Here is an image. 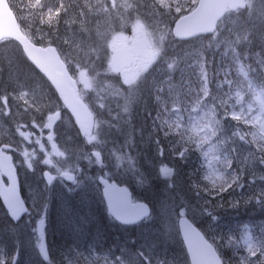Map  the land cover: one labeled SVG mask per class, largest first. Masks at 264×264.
<instances>
[{"label":"clouds","instance_id":"9594fccd","mask_svg":"<svg viewBox=\"0 0 264 264\" xmlns=\"http://www.w3.org/2000/svg\"><path fill=\"white\" fill-rule=\"evenodd\" d=\"M60 2L61 0H55L54 3L49 4L43 0L41 6L37 7L36 0H27L28 6L36 10L34 23L37 26L31 39L34 45L54 49L66 65L71 64L76 68L77 75L81 71L90 70L94 76L106 73L108 71L106 50L111 32L130 28L137 22L143 26L145 33L153 38V47L156 49L155 59L143 70L142 76L135 82L134 90L122 80L115 85L112 81L101 80L98 82V87L92 88L90 95L82 97V102L94 121V126L87 135L76 122L75 116L68 110L69 122L75 123L83 148L89 150L84 153L85 159L89 163L101 166L100 168L106 167L107 162L104 159L106 153L103 151L106 141L103 139V130L115 128L119 132L121 123L131 124L137 107L146 108L148 99L151 98L155 107L153 117L155 123L152 131L159 132V136L153 141L155 153L158 157L163 156L164 145L159 142L162 137L168 143V151L173 157L172 162L156 165L155 178L161 182L162 187L161 198L155 201V205L157 210L163 213L161 222L164 227L168 228L174 222L184 244V236L181 237L177 221L187 222L210 252L211 264H264V233L259 235L255 232L251 233V243L245 244L243 230L246 228L242 229L239 235L211 231V222L218 219V210L224 208L225 203L229 208L239 207L242 202L244 204L255 202L264 206V188L246 197L241 193L246 182H254L257 179L264 181V106L259 109L254 106L251 102L255 99L254 95L242 104L245 95L242 91L229 93L224 99L213 96L209 87L203 51L204 46L209 42L215 41L218 44L223 42L231 48L236 57L235 63L239 65L242 63L239 47L245 42L252 43V38L256 37L260 42L259 50L264 52V0H238L237 6L230 8L235 15V20L228 19V23L232 25L229 29L232 32L230 40L221 36L225 27L222 17L217 18L212 27L199 38L202 44L201 48L196 50L198 59L194 63L197 65L201 84L198 90L192 89L195 95L190 100H183L178 92L173 91L176 87L173 74L190 53L185 51L182 55L168 54L169 45L179 47L181 43L176 37L175 22L185 14L188 0H163V2L162 0H81V7L78 8L80 19L76 20L73 13L71 19L63 20L64 24L75 21L77 30L84 33L83 38L75 42L59 34L61 17L51 23L47 20L48 10L55 9ZM63 3L68 10L70 5L67 0H63ZM92 17L95 19L93 20ZM28 27L31 28V25ZM62 44L65 47H62ZM243 55L247 58L249 53L245 51ZM23 56L47 83L39 80L34 84L22 82L19 70H14L8 77L12 87L0 92V100L11 97L24 112H28L30 116L35 114L41 117L37 124L33 116L31 121L33 127L47 129L48 117L51 114H56L58 120L61 119L65 112L64 101L52 81L39 72L26 53ZM97 60L102 61V64L93 69ZM161 62H163L162 71L165 73L163 78L158 81L155 77L149 78L148 73ZM260 70L264 71V64L260 66ZM0 74H3L2 68ZM224 83L231 84L232 81L225 80ZM112 87L119 90V99L114 101L115 110L109 105V96L113 94H104ZM257 87L264 92V81H260ZM233 95L234 103L231 102ZM7 107L4 106L5 115L8 114ZM226 120L232 122L230 131H225ZM25 127L27 125L21 123L17 127V132ZM48 135H54V132L49 129ZM89 136L95 139L89 140ZM238 141L251 147L237 150L235 145ZM26 150L25 148L20 151L19 155L23 157L27 169L32 170L34 167H29L25 163L23 153ZM63 151L66 155L69 154V149ZM134 151V140L129 134L123 145L110 148L107 155L118 173L122 165L127 163L130 167L119 174L131 179L138 188H143L148 186L150 181L146 179L143 184L140 183L137 173L140 175L143 173L139 166V153L133 155ZM192 153H195L199 159L196 167L188 169L184 177L186 191L192 196V200L189 201L181 191L178 179L181 170L175 160L183 164ZM162 166L171 170L170 176L165 177L160 174L159 169ZM48 172L40 173L44 182H46L45 173ZM245 176L248 177L247 181ZM233 192L240 193L243 200L232 195ZM225 196L228 197L227 201H224ZM213 200L216 201L215 204L212 203ZM141 201L148 210L144 219H153L156 215L153 211V203L143 199ZM189 213L211 217L209 231L206 232L198 227L193 219L189 218ZM225 248L232 249V256L226 257L222 253L221 250ZM237 248L242 249V252H237ZM41 255L48 264H60V261L51 260L48 252ZM14 262L15 254L10 257L0 254V264H14ZM63 264H129V261L121 255L97 253L91 249L85 253L72 248L64 255ZM154 264H168V262L157 258ZM174 264H180V261Z\"/></svg>","mask_w":264,"mask_h":264},{"label":"rangeland","instance_id":"374dc122","mask_svg":"<svg viewBox=\"0 0 264 264\" xmlns=\"http://www.w3.org/2000/svg\"><path fill=\"white\" fill-rule=\"evenodd\" d=\"M77 1L78 0H67L68 4L70 5L67 10L68 13L65 14L67 19H71L73 13H75L76 20L80 19L78 8L81 7V4H76ZM45 2L49 4L54 3L53 0H45ZM196 2L197 0H188L185 12L192 10L194 6H196ZM33 11L35 10L32 9V12ZM229 18L235 20V15L231 12L226 16L224 19L225 27L221 32V36L228 40L232 38V32L229 31V29L232 27V25L228 23ZM92 19L94 20L95 17H92ZM144 33L145 31L141 32L139 30H134L133 26L111 32L106 50L108 57L107 66L109 69V63L111 62L115 70H108L106 73H100L95 76L92 75V70L86 72L88 77L92 79L94 87H98V82L101 80L112 81L113 85H115L116 82L120 80L125 81V79L128 78L134 79V83L127 85L130 89H135V82L142 76L143 70L153 61L152 60L150 63L148 61L149 45L153 47V38L148 34L145 35ZM66 35H68L66 38L72 40L73 42L83 38L80 35L74 34L73 31H70V33ZM252 41V43L245 42V44L242 45V49H239L240 59L242 61V63L239 65L235 63L236 57L233 55L231 48L227 47V45L223 42H220L219 44L215 41L209 42V44H206L203 49L204 56L206 55L205 49L210 51L222 49L224 57L226 58L225 64L222 63L223 68L219 70L217 65L218 68L216 69L217 74L223 75L222 82L220 83V80L217 79L213 82L212 87L209 85L213 96H215L217 99H224L229 93L242 91L245 93L242 104L245 101H248L250 97L254 95L255 99H252L251 102L257 109H259V107L264 106V92H261L257 87L260 81H264V71L260 70V66L264 64V52L259 50L260 42L258 39H256V37H253ZM192 43L196 44L194 46L195 48H191L193 45L188 46V44L183 45L182 49H177V47L169 45L168 54L175 55L176 52L182 51L183 49L189 52L190 50L195 51L201 48L199 47L202 44L201 40H197ZM245 51L249 53L247 58H245L243 55ZM191 57L192 55H190L188 58ZM81 60L83 62V58H81ZM205 61V66H207V60ZM145 65L147 66L145 67ZM160 66L163 68V62L156 65V67L153 68L149 73H153ZM71 68L75 74V77L77 78L78 87H80L81 94L79 95H90L93 87H85V82L81 77V72H79L77 75L76 68L72 65ZM94 68L95 66L93 69ZM152 77L153 75L151 78ZM207 78L209 80L208 72ZM20 79L21 81L24 80L22 78ZM225 80H231L232 83H224ZM199 87L200 84L196 85V88L194 89L198 90ZM118 92V89L112 87L108 89V92L104 93L105 95H108L109 93L113 94L109 96V105L113 107V110H115L114 101L119 99ZM193 95H195V93L192 91V93L189 94L186 99L184 96H181V98L183 100H190ZM234 101L235 96L233 95L231 97V102L234 103ZM213 102L215 103V101ZM217 106L219 107V105ZM7 111L8 114L5 115L4 106H0V142L6 138H9L17 144L18 151L14 154V156L19 168V172L24 176V196L30 206V214L24 218L19 226L10 229L11 238L13 240L12 247L18 248L20 251V254L14 264H34V258L38 261L40 260L48 263L43 259V256L39 251L38 244L43 242L48 252L47 246L49 245L47 241L49 242V236H46V228L48 218H51L52 216L59 220L61 227V232H58L57 234L53 233L52 241V246H54L59 255H57L54 250L50 251L51 255L49 252L48 254L51 260H58L60 261V264H63L61 259L72 248H75L79 251H84L85 253L91 249L95 250L97 253L106 252L113 255H121L122 258H125L129 261V264H154V261L157 258L167 261L168 264H174L176 261H180V264H187V260L186 257H184L183 251L180 252L179 248L176 246H173L172 249L159 250L158 248H152L149 245H144L140 248V251L137 249H132L130 244L122 240L120 236V230H118L119 228L109 229V232L106 235L103 234L104 231H100V234L96 237L98 240H100V238L101 240L102 238L111 239L112 246L109 251L106 249L95 248L93 244L88 243V238L82 233V224H86L87 221L90 222V213L92 211L93 217H100L97 211L99 201L101 202L99 196L100 188L95 177H98L102 174H107L109 177H123L122 180L124 181L131 180L119 174L130 166L125 163L122 165V168L118 173V171L113 168L112 161L109 160L107 153L110 148L123 145L122 140L124 141L131 133L135 120H132L128 127H126L124 123H121L119 132L115 128H105L103 130V139L106 142H108L112 136H114V138L110 142L105 143L103 147V151L106 153L104 159L107 163L106 167L100 168L101 166L95 165L94 163H89L85 159L84 153L89 150L87 148H83L80 135L77 133L76 128L74 127L75 124L69 122L68 114L66 112H64L61 119L57 120V122L54 124V127L51 129L54 132V142L58 144L59 148L61 150L69 149V154L67 157H63L56 155L55 151L51 147L52 142L47 140L49 129L43 127H33L31 121L35 114L30 116L28 112H24L23 109L20 108V105L12 98L9 99ZM35 119L37 124H39L41 117L35 116ZM24 122L29 125L28 127L23 128V131L26 133L28 129L30 131L28 141L23 140L17 132V127ZM113 123L117 122L113 121ZM231 125L232 122L226 120L225 131H230ZM107 136H109V138H107ZM118 136L122 139H119ZM38 140L40 143H37ZM41 144L44 146L43 150L41 149ZM235 146L237 150L251 147L250 145H244L243 142L239 141ZM25 148L29 152H34L36 154L35 159L33 160L39 159L40 161H32L34 164V168L32 170L27 169V167L24 165L23 157L19 155L20 151ZM190 155L193 158L195 157L196 159H199L195 153ZM45 158L51 159L52 164L48 166L42 164L41 161ZM209 159L211 160V157H209ZM45 167L55 174H57V169L63 170L75 168L77 174H80L79 182L77 184L71 183L70 185H66L64 182H54L52 185H46L42 176L40 175V173L44 171ZM257 167H259L258 164ZM139 180L140 183L143 184V180L140 178ZM135 187L137 192H139L141 195L149 192V190L146 189L147 186L143 188H138L137 186ZM262 188H264V181L257 179L254 182H246L244 188L241 189V193H243V196L246 197L248 194L256 193ZM232 195L240 197L241 200H243V197L240 196V193L233 192ZM160 198L161 195L159 196V199ZM227 199L228 197L225 196L224 201H227ZM215 203L216 201L213 204ZM45 204L46 206H44ZM225 205H227V203H225ZM84 206L86 207L84 208ZM257 208L264 212V206L259 204ZM219 210L220 211L217 213L218 219L215 222H211V217L202 214L196 215L195 213H189V215L192 217L194 216V218L200 222L207 231H209L208 225L211 222V231L214 233L224 234L225 229H227L226 233H234L236 230L235 226L240 224L238 222H234V219L232 220L231 218H224L225 216L221 217L220 214L226 209ZM258 212L260 213V211ZM162 215L163 213L158 214L156 223L157 225L161 226L163 233L165 232L173 237V229L177 230L176 225L173 222L168 228H165L161 222ZM40 219H43L44 223L40 225L39 230L35 231L36 222ZM150 221L151 220L147 221L141 227H138L139 229L137 232H133H136L134 236L135 242H147L148 237L145 232L146 230L141 229L153 228L152 225H149L151 223ZM228 221L231 222L228 223ZM262 222L263 225L260 227L259 234L264 233V220H262ZM231 229H233V231ZM242 229H244V234L248 233L250 230L249 235L251 236L250 232L252 227L248 223L242 225L240 232ZM68 232L71 233L70 236H68ZM128 233H131V231H128ZM41 234L42 241L38 239V237H41ZM126 234L123 235L124 238L127 237ZM67 243L70 244L66 245ZM5 247L7 246L0 245V254H4L5 256L9 257L12 256L14 253L8 254L9 252ZM224 250L232 254L231 248H225ZM140 253L143 255H140ZM59 257L60 259H58ZM145 257H147V259H145Z\"/></svg>","mask_w":264,"mask_h":264},{"label":"trees","instance_id":"16d2710c","mask_svg":"<svg viewBox=\"0 0 264 264\" xmlns=\"http://www.w3.org/2000/svg\"><path fill=\"white\" fill-rule=\"evenodd\" d=\"M12 10L15 13V16L22 28V30L30 37L35 34L36 31V23L35 17H36V10L32 12V8L28 6L27 0H8ZM55 2V0H53ZM75 2V1H74ZM76 4L80 5L81 1L78 0ZM34 10V9H33ZM28 11V12H27ZM68 13V12H67ZM66 13V14H67ZM65 15V14H64ZM61 16V23L59 25V34L66 37L70 31H73L74 34L80 35L81 37L84 36V33L82 31L77 30V25L76 24H64L63 20L66 19V15ZM31 25V28L28 26ZM79 36V37H80ZM80 37V38H81ZM32 40V39H31ZM62 43V42H61ZM195 48L194 46L196 44H193L191 41L187 42H181L179 47L177 49H182L183 45H187ZM62 47L64 45L62 44ZM201 47V46H199ZM239 49H242L239 47ZM186 50H182L179 52H176V54H183ZM204 51V49H203ZM206 55L205 60H207V66L206 71L208 72L209 75V85H211L214 81L217 79L220 80V83L222 82L223 75H219L216 72V69L219 67V70L223 68V64L226 62V58L224 57L223 50H214L210 51L208 49H205ZM188 52V51H187ZM190 55H192L191 58H188L189 56L185 57L184 60L182 61L180 68L175 71L173 74V82L175 83L176 87L173 89V91L178 92L180 96H184L185 99L186 97L192 93V89L196 88V85L201 84L200 77L198 75V68L196 63H194L195 60L198 59L197 52L196 50H190L189 51ZM231 57V56H230ZM223 63V64H222ZM102 64V61L97 60L95 67L100 66ZM218 65V67H217ZM93 66V67H94ZM0 68L3 69V74H0V92L4 91L5 89H11L12 85L9 82L8 77L11 75L12 71L14 70H19V75L20 78L24 79L22 82L28 83V84H34L37 80L43 83H47L46 81L43 80V77L39 75V73L35 72V69L32 67V65L26 60V58L23 56L21 49L19 46L14 43L11 40H5L0 43ZM158 69H161L158 71ZM155 77V79L158 81L163 78L165 73L162 71V66L158 67L153 73H148L149 78L151 76ZM146 87V86H145ZM155 114V107L152 104L151 98L148 99L147 107L146 108H139L137 107L133 120V129L131 130V137L134 140L135 144V151L133 152V155H136V153H139V166L141 168V171L143 175H140L137 173L139 178L144 181L147 179L150 181V184L146 187V189L149 190L148 193L145 194H139L136 190V185L132 183L131 180H122L123 177L117 178L116 176H113L112 178L116 180L117 182L120 183H126L131 188L133 189V192L138 196L139 199L143 200H148L149 202L153 203V211L156 213L154 215L153 219H151V223L149 225H152L153 228L147 229L143 228L141 230H146V234L148 237L147 242L144 243H138L135 242L134 236L135 233L138 231V227H132V228H122L118 226L117 224L110 222L109 218L106 217L104 208L99 201V206H98V213H99V218L93 217V211L90 213V222H86V224H82V233L85 235V237L88 238V243L93 244L95 248H101V249H106L110 250L112 246V241L110 238L104 239L100 238L98 240L96 237L100 234V231H104L103 234H107L109 232V229L116 228L120 230V236L123 241H126L128 244H130V247L132 249H137L140 251V248L144 245H149L152 248H158L159 250L162 249H172L173 246H176L179 248L180 252L183 251V247L181 244V241L177 235L176 229H173V237L170 236L167 233H163L161 226L157 225V216L159 213L155 201L159 199V196L161 195V187L162 184L161 182L155 178L156 176V165L163 163V162H172L173 157L172 154L168 151V143L161 137L160 138V144L164 145V153L162 157H158L155 153V144H154V139L155 137L159 136V132H153V124L155 123L153 117ZM117 122V121H116ZM126 127L129 126V124H125ZM109 138V136H107ZM114 136L108 141L110 142ZM119 139H122L121 137L118 136ZM125 139V138H124ZM106 142V143H108ZM124 143V141L122 140ZM111 147V146H110ZM193 154V153H192ZM198 159L195 157H190L188 160L181 164L179 160H175V163L179 166L180 168V176H179V181L181 185V191L184 193L185 197L191 201L192 196L190 193L186 191L185 184L186 181L184 177L186 176L187 170L191 168H195L197 165ZM245 180H248V177L245 176ZM215 200L212 201L214 203ZM259 204L252 202L249 204H244L243 202L239 207L236 208H229L227 205H225L224 208L226 209L223 211L220 216H225L224 218H231L234 222H238L240 225L235 226L236 230L234 231L233 234L239 235L240 233V228L242 227L243 224L248 223L251 227L252 230L250 233H257L259 234L260 227H262L264 220V212L260 209L257 208ZM86 206H84L85 208ZM220 211V210H218ZM260 211V213L258 212ZM54 215V213H53ZM191 218V217H190ZM193 221L197 224L198 227L201 229L205 230L208 232L200 222H198L194 216L191 218ZM231 221H228L230 223ZM106 223V224H104ZM102 226V227H101ZM16 225H14L7 217L3 207L0 204V245H6L5 247L7 251L9 252L8 254H12L13 251H15V248L12 247V238H11V233L10 229L15 228ZM102 228V229H101ZM175 228V226H174ZM233 231V229H231ZM128 231H131V233H128ZM136 231L135 233H133ZM250 231V230H249ZM248 231V234H249ZM48 236H49V251L54 250L57 255L58 252L52 246V241H53V233H58L61 232V227L59 224V220L55 217H51L48 220ZM227 232V229L224 230V233ZM127 233V234H126ZM68 236L71 235L70 232H68ZM127 235L126 238L123 237V235ZM223 234V233H220ZM51 235V238H50ZM70 243H67L68 245ZM237 252H242V249L237 248ZM222 253L227 257V256H232L231 253L228 251L222 249ZM184 254V251H183ZM51 255V252H50ZM61 257V256H60ZM60 257L58 259H60ZM184 257L185 254H184ZM58 261V260H57ZM63 261V258L61 259ZM34 264H48L45 263L44 261H38L34 258Z\"/></svg>","mask_w":264,"mask_h":264},{"label":"water","instance_id":"95a60500","mask_svg":"<svg viewBox=\"0 0 264 264\" xmlns=\"http://www.w3.org/2000/svg\"><path fill=\"white\" fill-rule=\"evenodd\" d=\"M230 2L231 0H199L197 8L192 13L180 18L175 23V33L177 31L183 33L182 35H176V37L179 39H189L196 35L205 34L206 30L209 28L208 25L210 23L213 25L217 18H221L224 15L228 8L227 5ZM5 38L13 39L21 46L24 54H27V57H29L36 68L39 69V72L47 76L55 85L64 101L65 107L75 116L76 122L79 123L81 129L83 131H85V129L89 131L91 129L90 118L92 119V117L90 116L84 103L77 97L76 83L69 75L65 63L61 60L57 53L53 55L49 52L38 51V49L45 47L34 45L21 32L7 0H0V40ZM29 44L31 46H29ZM3 146L0 148H3ZM0 170L8 177V179L13 173L15 174L16 192L19 198L22 200L19 191L18 179L12 164L11 157L5 155L2 150H0ZM10 183L11 181L9 179V185ZM110 183H115L118 187L126 188L132 199L131 191L126 186L118 185L114 181ZM101 186L102 195L109 212L108 203L103 194V185ZM7 188L8 187L2 185L0 186V191H2V189L7 190ZM0 197L4 202L3 195H0ZM4 205L9 214V209L5 202ZM23 214L24 213H21V216L17 219H13L10 214L9 216L14 222H17L20 220ZM109 214L116 221L121 223L110 212ZM142 220H144V218L134 223L123 225H134L140 223ZM178 228L181 232V237L183 238L184 236V247L188 254L190 264H211V254L204 246L201 238L196 234L195 230L192 229L187 222L182 224L180 221H178Z\"/></svg>","mask_w":264,"mask_h":264},{"label":"snow or ice","instance_id":"6c2138e0","mask_svg":"<svg viewBox=\"0 0 264 264\" xmlns=\"http://www.w3.org/2000/svg\"><path fill=\"white\" fill-rule=\"evenodd\" d=\"M163 2V0H162ZM43 3V0H36V6L39 7ZM238 0H231V2L227 5L229 8H235L237 6ZM67 8L65 7L63 0L57 5L55 9H49L47 14V20L49 23H51L54 20L59 19L62 15L66 14ZM72 24H75V21L72 22ZM208 27H212L211 23L208 25ZM134 30H139L141 32L144 31L143 26L137 22L133 25ZM146 35V33H144ZM183 33L177 31L176 35H182ZM29 46H31L29 44ZM38 51L42 52H49L55 55L56 51L52 48H42L38 49ZM156 57V49L151 47L149 45V63L155 59ZM147 65H145L146 67ZM108 70H115L113 64L109 63V69ZM81 77L84 79L85 87L92 88L94 87L92 79H90L86 73V71H81ZM125 84L131 85L134 83V79H128L126 78L124 81ZM9 103V97H4L3 100H0V106H8ZM10 114V110H9ZM58 120V116L56 114H51L48 117V123H47V129H52L53 122ZM90 126H94V121L90 118ZM85 135L88 134V130L85 129ZM21 138L25 141H28L29 139V133H26L23 131V128L20 129V132L18 133ZM89 140L95 139L93 136L88 137ZM47 140L52 142L51 147L55 151L56 155L67 157L66 153H64L63 150H61L54 142V135H48ZM30 142V141H29ZM37 143H40L38 140ZM43 144H41V149L43 150ZM11 149V145L3 146V148H0V150L4 152H8ZM25 163L29 167H34L33 159H35L36 154L34 152H29L26 150L24 153ZM44 165L48 166L52 164L51 159H43L41 161ZM57 176L63 178L66 181H72L74 184H77L79 182L80 174H77L75 168L71 169H57ZM160 174L168 177L171 175V170L168 167L162 166L160 169ZM46 176V185H52L53 182L56 179V176H53L51 172L45 173ZM2 177V176H0ZM11 183L8 186L7 190L2 189L0 191V195H3L4 202L8 206L9 214L13 219H17L21 216V213H25L28 211V209L25 207L24 201L21 200L16 192V185H15V174L13 173L9 177ZM95 179L99 182L100 185H103V194L104 197L108 203L109 212L120 222L128 224V223H134L136 221H139L147 216L148 210L144 207L141 203H135L132 201L131 196L126 188L118 187L115 183H110V178L107 174H102L98 177H95ZM3 185V180L0 179V186ZM46 206V204L44 205ZM44 223L43 219L37 220L35 231L39 230L40 225ZM182 224L186 223L185 221H181ZM39 240L42 241V234L41 237H38ZM252 240V237L245 233L243 236V242L245 244H250ZM39 250L42 254L46 253V247L43 242H40L38 244Z\"/></svg>","mask_w":264,"mask_h":264},{"label":"bare ground","instance_id":"6f19581e","mask_svg":"<svg viewBox=\"0 0 264 264\" xmlns=\"http://www.w3.org/2000/svg\"><path fill=\"white\" fill-rule=\"evenodd\" d=\"M17 250H19L18 248H16ZM61 249V248H60Z\"/></svg>","mask_w":264,"mask_h":264},{"label":"flooded vegetation","instance_id":"af4514ba","mask_svg":"<svg viewBox=\"0 0 264 264\" xmlns=\"http://www.w3.org/2000/svg\"><path fill=\"white\" fill-rule=\"evenodd\" d=\"M15 151H16V150H15ZM15 151H14V152H15ZM13 155H14V154H13ZM54 176H55V175H54Z\"/></svg>","mask_w":264,"mask_h":264}]
</instances>
